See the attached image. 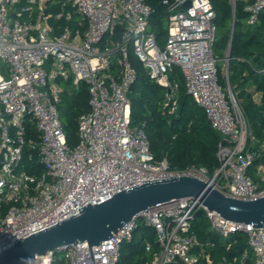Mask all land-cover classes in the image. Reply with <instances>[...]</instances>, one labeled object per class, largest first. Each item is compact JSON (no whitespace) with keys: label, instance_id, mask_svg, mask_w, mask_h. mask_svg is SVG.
Returning <instances> with one entry per match:
<instances>
[{"label":"built area","instance_id":"2783aa9c","mask_svg":"<svg viewBox=\"0 0 264 264\" xmlns=\"http://www.w3.org/2000/svg\"><path fill=\"white\" fill-rule=\"evenodd\" d=\"M188 1L190 6L185 5ZM243 1L248 22L255 24L264 0ZM50 3L54 0H0V60L7 73L0 69V253L16 239L143 180L194 175L229 196H264V142L255 138L232 87L228 54L223 64L227 88L220 83L212 0H164L169 9L164 47L150 29L152 9L145 0H65L55 13L48 11ZM73 10L87 21L86 28L68 25L57 32L51 20L66 16L71 21ZM119 25L123 31L115 39ZM131 44L150 77L165 87L168 113L179 108V83L170 79L179 67L187 92L223 135L213 175L205 167L176 169L167 158L156 159L145 122H132L129 92L137 71L130 59ZM69 80L76 89L86 82L91 95V109L79 119L80 139L75 146L68 143L59 110L63 82ZM28 122L35 125L39 139L28 137ZM27 144L39 150L44 167L39 174L29 173L22 163ZM253 166L257 180L250 174ZM201 209L212 229L228 240L227 249L236 232L246 234L248 249L215 263V242L201 241L193 230ZM141 222L157 235V248L146 242L151 254L146 264H245L250 250L254 264H264V226L227 220L193 197L144 209L99 244L64 245L30 264H55L58 255L65 264H120L122 245L132 240Z\"/></svg>","mask_w":264,"mask_h":264},{"label":"trees","instance_id":"16d2710c","mask_svg":"<svg viewBox=\"0 0 264 264\" xmlns=\"http://www.w3.org/2000/svg\"><path fill=\"white\" fill-rule=\"evenodd\" d=\"M64 1L54 0L53 4H49L48 11L54 13L61 11ZM145 1L152 9L150 29L156 33L159 45L164 47L168 37V6L164 0ZM232 1L212 0L217 25L214 50L219 55L226 52V57L230 42L232 43L230 81L235 79L236 83L235 85L231 83L232 87L247 114L255 138L262 143L264 142V11L255 24H250L245 2L236 0L234 14ZM79 19L80 14L73 10L71 21L63 16L61 19L54 17L51 22L56 26L57 32H61L68 25L76 27ZM122 31L123 25H119L114 38L119 39ZM105 39H108V36ZM141 63L134 66L137 78L129 92L132 122L134 124L145 122V130L156 159L167 158L172 168L176 169H184L191 165L205 167L209 174L213 175L219 166L217 150L223 135L213 128L204 109L187 92L181 69L176 67L170 74V79L179 83V108L175 113L170 114L165 108V87L151 78ZM0 69L5 75L7 74L6 65L1 60ZM63 85L59 110L68 143L75 146L80 139L79 119L91 109V95L89 85L84 81L80 82L77 89L72 85L71 80L63 82ZM27 135L29 138L39 139V132L32 122L27 123ZM259 143L256 148H259ZM259 160L257 159L255 164ZM22 163L31 174H39L44 170L40 163L38 148L29 144L24 147ZM251 174L255 180L258 179L255 173ZM149 228L151 227L141 222L132 240L122 245L120 264H146L151 259V254L146 250V243L143 244V240L150 234ZM193 230L201 241L215 242V248L212 250L215 263L224 256L233 259L234 256L248 249L247 236L244 232H236L230 240L233 241L232 246L227 249L228 240L225 241L212 229L211 222L203 209L199 210L195 217ZM150 242L154 248H157V235L152 236ZM55 264H65V259L58 255ZM245 264H254L253 251H249Z\"/></svg>","mask_w":264,"mask_h":264},{"label":"water","instance_id":"95a60500","mask_svg":"<svg viewBox=\"0 0 264 264\" xmlns=\"http://www.w3.org/2000/svg\"><path fill=\"white\" fill-rule=\"evenodd\" d=\"M185 5L190 6V1ZM235 8L234 0V14ZM231 55L230 42L229 61ZM187 197L198 198L209 210L217 211L227 220L250 223L254 227L264 226V196L254 199L233 197L201 177L175 175L143 180L142 184L123 189L102 202L86 204L79 208V213L63 221L16 239L12 247L0 253V264H30L52 249L73 243L99 244L117 233L140 211Z\"/></svg>","mask_w":264,"mask_h":264},{"label":"rangeland","instance_id":"374dc122","mask_svg":"<svg viewBox=\"0 0 264 264\" xmlns=\"http://www.w3.org/2000/svg\"><path fill=\"white\" fill-rule=\"evenodd\" d=\"M216 51V50H215ZM216 54H218L217 52H216ZM228 54V53H227ZM219 55V54H218ZM225 55H226V52H223V53H221L220 55H219V64H220V66H219V69H220V73H219V76H220V83L221 84H223V86L225 87V88H227V79H226V76H225V74H224V70H223V64L224 63H226V58L227 57H225ZM130 56H131V61L133 62V64H134V66L136 65V64H138V63H141V60L138 58V56L135 54V51H134V47H133V44H131V46H130ZM142 65H144L143 63H141ZM145 67V66H144ZM50 69V68H49ZM145 69L147 70V68L145 67ZM233 85H235V83H236V81H235V79H233L232 80V82H231ZM64 113H66V112H64ZM250 172L251 173H255L256 174V172H255V167L253 166L252 168H251V170H250ZM250 173V174H251ZM252 175V174H251ZM149 232H150V234H149V236H147V238H145L144 240H143V244H145L148 240H150V238L152 237V236H156V230L153 228V227H151V228H149Z\"/></svg>","mask_w":264,"mask_h":264},{"label":"crops","instance_id":"0c3cea01","mask_svg":"<svg viewBox=\"0 0 264 264\" xmlns=\"http://www.w3.org/2000/svg\"><path fill=\"white\" fill-rule=\"evenodd\" d=\"M86 26H87V21L85 19H83L82 16L80 15L79 23H78V25H76V27H80L81 30H84L86 28Z\"/></svg>","mask_w":264,"mask_h":264}]
</instances>
